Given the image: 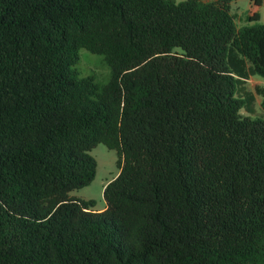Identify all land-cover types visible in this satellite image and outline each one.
I'll return each mask as SVG.
<instances>
[{"label":"trees","instance_id":"obj_1","mask_svg":"<svg viewBox=\"0 0 264 264\" xmlns=\"http://www.w3.org/2000/svg\"><path fill=\"white\" fill-rule=\"evenodd\" d=\"M234 1L0 0V264H264L263 0ZM98 144L102 211L70 195Z\"/></svg>","mask_w":264,"mask_h":264},{"label":"rangeland","instance_id":"obj_2","mask_svg":"<svg viewBox=\"0 0 264 264\" xmlns=\"http://www.w3.org/2000/svg\"><path fill=\"white\" fill-rule=\"evenodd\" d=\"M184 0H175L176 3L182 2ZM204 2H209L213 0H203ZM262 8V7H261ZM250 9V0H235L231 3V14L235 17V22L238 27L247 24L246 17ZM263 9V10H262ZM260 10L261 18L258 23L264 24V8ZM80 61L76 66V69L79 68L81 74L92 75L98 82H106L109 76V69L102 61V58L96 55L89 53L88 51L81 50L79 53ZM108 74V75H107ZM264 81L260 78H250L242 86L244 92H250L254 96V100L251 105H247V108H251L252 111L249 112L244 107L240 110L242 116H249L251 118L261 117L263 115L262 110L260 109L261 97L256 93V87H262ZM242 96L243 91H242ZM89 154L96 161V172L95 177L90 185L79 190L72 191L71 196H74L82 200H94L96 202L95 211L104 210L106 204L102 197L103 188L108 184L118 173L116 166L117 156L116 152L113 150L107 149L103 144H98L95 146Z\"/></svg>","mask_w":264,"mask_h":264},{"label":"crops","instance_id":"obj_3","mask_svg":"<svg viewBox=\"0 0 264 264\" xmlns=\"http://www.w3.org/2000/svg\"><path fill=\"white\" fill-rule=\"evenodd\" d=\"M262 8H264V0H263V3H262ZM262 8H261V9H262ZM262 10H263V9H262ZM262 10H260V13H261ZM260 18H261V15H260Z\"/></svg>","mask_w":264,"mask_h":264}]
</instances>
